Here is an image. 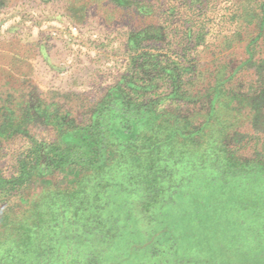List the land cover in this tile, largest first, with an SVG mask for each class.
Returning <instances> with one entry per match:
<instances>
[{
	"label": "trees",
	"instance_id": "obj_1",
	"mask_svg": "<svg viewBox=\"0 0 264 264\" xmlns=\"http://www.w3.org/2000/svg\"><path fill=\"white\" fill-rule=\"evenodd\" d=\"M123 3L126 0H118ZM184 4L189 11L201 12L202 21L186 30L194 48L211 46L217 34L215 18L209 16L215 11L214 0ZM237 13L235 20L259 21L258 32L244 46L248 58L233 68L232 59L215 65L211 80L196 93L198 77L206 74L197 63L172 64L159 51L144 54L142 61L152 63L151 71L158 70V79L169 85L167 96L187 101L199 97V110L159 111L156 98L137 100L128 92L123 97L111 92L87 123H61L54 138L34 141L18 161L19 174L8 179L12 188L70 168L78 173L73 183L44 187L25 210L3 216L0 264H169L166 256L176 252L178 240L163 216L179 195L195 187L216 190L243 182L264 188V162L242 161L232 146L237 128L255 126L251 115L264 106V56L261 50L256 52L264 36V2L247 1ZM163 30L159 26L151 36L162 38ZM145 35L132 41L140 44ZM228 39L225 45H230ZM252 67L257 80L243 88L237 81ZM187 71L193 74L185 79ZM145 72L149 74V68ZM156 79L157 75L142 82L161 87ZM24 105L20 98L0 106V135L22 132L19 109ZM257 152L264 155L261 148Z\"/></svg>",
	"mask_w": 264,
	"mask_h": 264
},
{
	"label": "rangeland",
	"instance_id": "obj_2",
	"mask_svg": "<svg viewBox=\"0 0 264 264\" xmlns=\"http://www.w3.org/2000/svg\"><path fill=\"white\" fill-rule=\"evenodd\" d=\"M247 1L264 2L214 0L215 11L209 12L215 18L214 43L194 48L186 30L202 17L200 11L186 9L185 0H126L121 5L118 0H0V106L20 98L25 102L19 109L22 132L0 135L1 234L6 231L2 218L7 212L25 210L44 187H65L78 173L70 168L12 188L8 179L19 174L18 161L26 150L35 140L54 138L61 123H87L107 94L156 98V110L176 114L202 108L199 97L197 101L168 97L169 85L158 79V70L151 71L152 63L142 61L144 54L159 51L172 64L197 63L206 74L198 77L193 93L204 89L215 65L232 59L233 68L248 58L244 46L255 37L259 21L235 20ZM159 26L165 35L151 36ZM143 32L147 35L140 44L132 41ZM226 38L230 45H225ZM259 50L264 56V36L256 44ZM253 69L237 84L244 88L255 82ZM192 74L187 71L184 78ZM156 75L155 83L161 87L142 82ZM142 85L148 89H137ZM251 117L255 126H239L232 146L242 161L264 162V155L257 152L264 151V106ZM233 186L195 187L166 206L163 222L178 240L176 252L166 256L169 264H264V188L244 182Z\"/></svg>",
	"mask_w": 264,
	"mask_h": 264
}]
</instances>
